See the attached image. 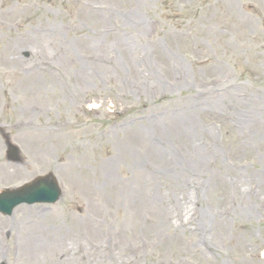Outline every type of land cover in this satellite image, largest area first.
Here are the masks:
<instances>
[{
    "label": "rangeland",
    "instance_id": "374dc122",
    "mask_svg": "<svg viewBox=\"0 0 264 264\" xmlns=\"http://www.w3.org/2000/svg\"><path fill=\"white\" fill-rule=\"evenodd\" d=\"M49 173L0 262L264 264V0H0V192Z\"/></svg>",
    "mask_w": 264,
    "mask_h": 264
},
{
    "label": "water",
    "instance_id": "95a60500",
    "mask_svg": "<svg viewBox=\"0 0 264 264\" xmlns=\"http://www.w3.org/2000/svg\"><path fill=\"white\" fill-rule=\"evenodd\" d=\"M43 189H45V188H40V187L34 188L32 190V192L29 194V196H26V197L24 196L23 198H21V201H19L17 203H20L23 201H27L29 203H33V202H37V201L54 202L57 200V198H58V191L57 190L52 189V193L49 194L46 192H41ZM3 204H1L2 206L0 205V208L3 210H6V209H4L5 207ZM11 204H13V200L7 202V205H11Z\"/></svg>",
    "mask_w": 264,
    "mask_h": 264
},
{
    "label": "bare ground",
    "instance_id": "6f19581e",
    "mask_svg": "<svg viewBox=\"0 0 264 264\" xmlns=\"http://www.w3.org/2000/svg\"><path fill=\"white\" fill-rule=\"evenodd\" d=\"M4 168H6L9 171V175L13 176L15 174L14 171L11 170L10 165L5 164ZM34 218H36V215L34 216ZM26 239H27L26 245H28V242L30 243V246H27L28 251L34 252L36 250L38 251L41 249L42 244H41V237L39 231L35 232V230L33 231V228L28 229L26 233Z\"/></svg>",
    "mask_w": 264,
    "mask_h": 264
}]
</instances>
